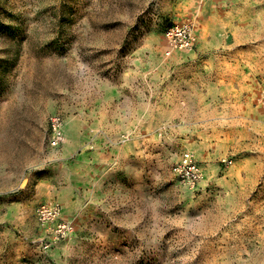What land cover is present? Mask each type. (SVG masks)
Returning <instances> with one entry per match:
<instances>
[{"label":"rangeland","instance_id":"rangeland-1","mask_svg":"<svg viewBox=\"0 0 264 264\" xmlns=\"http://www.w3.org/2000/svg\"><path fill=\"white\" fill-rule=\"evenodd\" d=\"M263 91L264 0H0V264H264Z\"/></svg>","mask_w":264,"mask_h":264},{"label":"built area","instance_id":"built-area-1","mask_svg":"<svg viewBox=\"0 0 264 264\" xmlns=\"http://www.w3.org/2000/svg\"><path fill=\"white\" fill-rule=\"evenodd\" d=\"M166 36L174 48L192 50L195 45L193 29L188 24L177 25L167 29ZM264 102V91L261 94ZM64 122L60 116H54L50 120L49 145L57 148L63 138ZM224 166L232 165V159H223ZM177 180L191 190H198L205 178L204 170L192 152L182 153L179 160L172 168ZM36 219L41 228L46 230V235L37 244L42 254H47L51 247L62 240L67 239L73 232V226L62 217V209L56 201L41 203L36 208ZM34 264H44L42 261Z\"/></svg>","mask_w":264,"mask_h":264},{"label":"crops","instance_id":"crops-1","mask_svg":"<svg viewBox=\"0 0 264 264\" xmlns=\"http://www.w3.org/2000/svg\"><path fill=\"white\" fill-rule=\"evenodd\" d=\"M201 103H204V104H212V103H215L214 99L212 98H209V97H206L203 101H200Z\"/></svg>","mask_w":264,"mask_h":264},{"label":"bare ground","instance_id":"bare-ground-1","mask_svg":"<svg viewBox=\"0 0 264 264\" xmlns=\"http://www.w3.org/2000/svg\"><path fill=\"white\" fill-rule=\"evenodd\" d=\"M165 45V44H164ZM167 47V46H166ZM165 47V48H166ZM71 126V125H70ZM69 129H70V127H69ZM68 129V130H69ZM64 136H66V143H67V145L70 143V141H69V136H68V132L66 133V135H64ZM64 141V140H63ZM69 212V211H68Z\"/></svg>","mask_w":264,"mask_h":264}]
</instances>
